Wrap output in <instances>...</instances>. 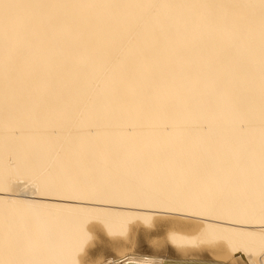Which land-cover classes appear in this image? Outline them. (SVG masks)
<instances>
[{"label":"bare ground","instance_id":"1","mask_svg":"<svg viewBox=\"0 0 264 264\" xmlns=\"http://www.w3.org/2000/svg\"><path fill=\"white\" fill-rule=\"evenodd\" d=\"M259 2L0 0L48 5L9 10L19 26L7 49L0 34V242L8 217L43 228L51 259L72 255L83 226L80 259L90 264H264L258 23L234 35L231 21L252 10L201 7ZM215 40L242 52L251 71L209 63ZM6 55L14 58L8 89ZM69 159L90 198L44 194L48 182L73 178ZM177 198L214 212L135 219ZM124 218L131 223L120 235ZM173 231L193 242L173 243Z\"/></svg>","mask_w":264,"mask_h":264},{"label":"snow or ice","instance_id":"2","mask_svg":"<svg viewBox=\"0 0 264 264\" xmlns=\"http://www.w3.org/2000/svg\"><path fill=\"white\" fill-rule=\"evenodd\" d=\"M48 7V5L36 4H3V14L0 16V34L6 49L10 45L14 36L17 33L19 22L9 14L10 9L14 8H37ZM61 7H72V5H61ZM146 7H152L147 5ZM208 8H223V9H240L252 10V13L234 19L231 21V28L234 35L241 34L244 30H252L258 23L259 28V81H260V96L261 106L264 110V0H260L259 4H217V5H201ZM25 27L38 26L39 21H25ZM129 23H132L131 21ZM212 37L209 38L211 43ZM254 41L249 39L247 45L251 47ZM93 42H90L92 46ZM206 46V45H205ZM203 47V46H202ZM215 52L209 56V63L216 62L219 65H230L235 63L241 71H251L247 57L242 52H237L231 46L226 45L223 40H215L212 44ZM118 59V57H115ZM14 58L11 55L5 57V85L6 89L11 87L12 76L8 70V66L13 63ZM219 75V72L217 73ZM66 166L70 169L72 179L68 181H50L43 189L44 194H59L66 196L72 200L90 198V191L87 188V181L81 176L79 167L75 162L69 159ZM260 197L261 211L264 212V141L261 146L260 156ZM154 212L150 215L135 217L137 220H143L146 225H150L153 215H162L178 220H199L201 217L207 218L213 214L214 209L202 202L190 200L186 198H177L173 200L158 201L150 205ZM53 217L52 210H42L41 218L44 222H48ZM131 218H124L117 225V234L123 235L126 233ZM111 228V225L109 226ZM206 236L207 231L202 232ZM87 230L81 226L76 236V242L73 248V253L66 259H51L48 258V242L45 230L43 228L34 227L30 219L25 220L22 226L6 217L3 224L2 247L5 258L0 259V264H90L86 259H80L81 253L85 250V244L88 240ZM173 243L177 245L192 243V240L184 239L177 236L173 231L169 237ZM154 246L159 247V242H153ZM110 264H121L120 261H113ZM127 264H164L163 260L150 259L147 257L129 259Z\"/></svg>","mask_w":264,"mask_h":264},{"label":"rangeland","instance_id":"3","mask_svg":"<svg viewBox=\"0 0 264 264\" xmlns=\"http://www.w3.org/2000/svg\"><path fill=\"white\" fill-rule=\"evenodd\" d=\"M200 220H202V219H199L198 221H200Z\"/></svg>","mask_w":264,"mask_h":264}]
</instances>
